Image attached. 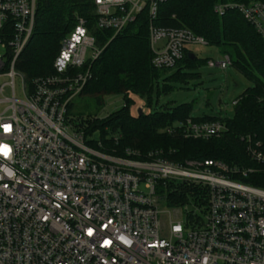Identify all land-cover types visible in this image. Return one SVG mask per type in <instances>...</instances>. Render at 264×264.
Returning <instances> with one entry per match:
<instances>
[{"label":"built area","instance_id":"1","mask_svg":"<svg viewBox=\"0 0 264 264\" xmlns=\"http://www.w3.org/2000/svg\"><path fill=\"white\" fill-rule=\"evenodd\" d=\"M168 1L92 0L94 28L110 32L111 41L146 8L151 64L173 69L192 54L189 47L207 43L189 30L154 25ZM36 9L37 0H0V264H264V188L231 179L237 172L211 160L175 164L157 152L143 160L130 158L132 151L126 158L105 154L66 120L104 49L85 20L61 40L51 75L27 82L15 70ZM227 11L239 13L264 44V0L213 8L217 16ZM206 65L225 70L231 62L223 56ZM176 131L208 139L225 126L187 120L165 130ZM241 140L249 157L264 163L260 145ZM169 182L206 187L205 209L194 207L181 221L178 209L188 205L160 206Z\"/></svg>","mask_w":264,"mask_h":264},{"label":"trees","instance_id":"2","mask_svg":"<svg viewBox=\"0 0 264 264\" xmlns=\"http://www.w3.org/2000/svg\"><path fill=\"white\" fill-rule=\"evenodd\" d=\"M249 1L170 0L159 6L154 21L158 27L189 30L207 45L219 47L223 55H229L230 66L253 84L234 101L231 118H193L190 104L161 107L153 113L142 111L140 116L138 111L134 116L131 114L134 98L146 97L147 107H150L152 95L158 98L169 93L173 83L186 86L189 80L198 77L193 71L207 63L195 56L189 59L184 54L173 69H155L151 64L146 8L134 23L110 41V32L94 28L92 0H37L33 33L17 58L15 68L28 80L51 75L60 42L74 29L76 15L80 16L92 29L96 45L104 48L91 64V77L80 94L97 107L102 106L104 96H121L124 106L102 121L93 115L92 121H86L87 117L77 120V124L70 121L73 127L83 129L87 135L98 131L101 152L117 158H126L125 152L132 151L137 155L130 158L143 160L150 152L160 151L162 160L175 164L211 160L237 172L229 174L231 179L264 188V163L252 160L246 151V142L241 140L249 136L253 144L260 145L257 151L264 155V44L255 29L236 11H227L222 16L213 12L219 4ZM187 120L193 123L219 121L225 131L208 139L187 140L180 137L181 132L171 135L165 132L167 128L177 129ZM88 127L92 128L87 133ZM107 130L115 136L106 139ZM246 171L250 173L243 176L242 172ZM207 202L208 191L204 186L167 183L166 206L169 208L188 205L203 211Z\"/></svg>","mask_w":264,"mask_h":264},{"label":"rangeland","instance_id":"3","mask_svg":"<svg viewBox=\"0 0 264 264\" xmlns=\"http://www.w3.org/2000/svg\"><path fill=\"white\" fill-rule=\"evenodd\" d=\"M79 19L82 18L76 15L73 23ZM188 49L199 61L212 60L213 62H218L223 60V56H229L227 54L223 55L219 47L210 45H194ZM16 71L24 76L22 72L18 70ZM193 72L194 74H197L198 77L189 80L186 86H182L180 83H173V88L169 93L160 95L158 98H156L155 94L152 95L150 107H147L146 97L134 98L135 106L132 109L131 114L134 116L139 109L146 113H153L161 107H174L181 104H190V114L193 118H202L204 116L231 118L233 115L234 101L237 100L245 90L251 88L253 85L231 66H228L225 70H221L218 68L211 69L208 68L206 64H201ZM26 81L29 82L30 80L26 79ZM15 84L17 91L16 95L21 97L20 80L18 78L15 79ZM123 106L124 100L121 96H104L102 106L97 107L94 104H91L86 96L79 94L70 102L67 108L66 120L76 123L78 122L77 120L87 117L86 121H92L94 117L97 116V119L102 121ZM91 115L94 117L92 118ZM91 128L92 127H88L86 132L88 133ZM88 136L92 137L93 141L100 140V134L96 130H93L91 133L89 132ZM111 136H115V134L107 130L105 138L108 139ZM180 137L184 140L189 139L183 134H181ZM153 152L161 153L160 151ZM187 161L190 160H186L183 163ZM160 206H166V204L161 203ZM186 212H193V208L191 206H186L182 209H178L181 221L184 220V214Z\"/></svg>","mask_w":264,"mask_h":264},{"label":"water","instance_id":"4","mask_svg":"<svg viewBox=\"0 0 264 264\" xmlns=\"http://www.w3.org/2000/svg\"><path fill=\"white\" fill-rule=\"evenodd\" d=\"M188 58L193 60L194 59V55L193 54H188ZM141 114H142V110L139 109L138 110V115L140 116Z\"/></svg>","mask_w":264,"mask_h":264}]
</instances>
